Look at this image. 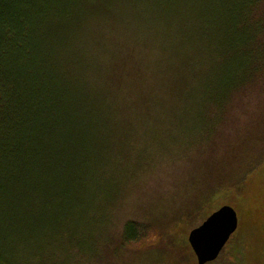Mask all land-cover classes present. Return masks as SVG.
<instances>
[{"label": "rangeland", "instance_id": "rangeland-1", "mask_svg": "<svg viewBox=\"0 0 264 264\" xmlns=\"http://www.w3.org/2000/svg\"><path fill=\"white\" fill-rule=\"evenodd\" d=\"M105 1L89 0L96 12L88 37L106 36L108 52L88 56L78 79L86 92L113 99L115 124L93 130L91 147L103 154L86 178V211L58 205L54 186L51 206L40 202L36 184L25 192L20 183V201L0 194V236L22 229L31 238L41 210L43 242L51 239L32 264H196L189 232L229 205L237 229L213 264H235V249L264 264V163L236 187L216 190L264 133V0L251 5L245 31L226 27L218 0ZM62 170L59 163L44 176L57 180ZM131 221L157 230L144 247L123 243Z\"/></svg>", "mask_w": 264, "mask_h": 264}, {"label": "trees", "instance_id": "trees-1", "mask_svg": "<svg viewBox=\"0 0 264 264\" xmlns=\"http://www.w3.org/2000/svg\"><path fill=\"white\" fill-rule=\"evenodd\" d=\"M256 1L218 0V16L221 12L227 28L245 31ZM87 7H91L89 0H0V194L9 192L20 201L19 196L33 192L36 184L43 195L39 194L40 202L55 206L51 199L55 192L48 191L54 186L62 193L57 204L80 210V216L86 211L81 210V197L91 195L92 189L86 186V178L95 176L103 154L91 147L98 139L93 130L115 124L108 112L113 99L86 92L78 79L88 56L90 60L93 55L94 61L99 52H108L106 36L96 32L88 37L96 11ZM238 45L232 41L228 47L235 50ZM247 77L240 81L243 85L250 80ZM55 145L60 146L56 154ZM249 148L240 168L216 190L236 187L244 174L264 163V133ZM59 163L63 169L59 179L45 178L44 173H51ZM40 211L42 225L31 238L22 229L0 236V264H32L31 259L41 254L51 237L43 242L47 217ZM49 219L55 221L54 216ZM151 224L127 223L123 243L135 245L149 238L157 231ZM143 243L137 247H144Z\"/></svg>", "mask_w": 264, "mask_h": 264}, {"label": "water", "instance_id": "water-1", "mask_svg": "<svg viewBox=\"0 0 264 264\" xmlns=\"http://www.w3.org/2000/svg\"><path fill=\"white\" fill-rule=\"evenodd\" d=\"M238 225L233 207L222 205L188 234V242L196 256L197 264L215 259Z\"/></svg>", "mask_w": 264, "mask_h": 264}, {"label": "flooded vegetation", "instance_id": "flooded-vegetation-1", "mask_svg": "<svg viewBox=\"0 0 264 264\" xmlns=\"http://www.w3.org/2000/svg\"><path fill=\"white\" fill-rule=\"evenodd\" d=\"M202 223V222H201ZM237 229V228H236ZM236 231V230H235ZM234 231V232H235ZM234 232L231 234V236L229 237V239H228V241L225 243V245L222 247V249H221V251L219 252V254H218V256L215 258V259H213V260H211V261H207L206 263H204V264H213V263H215V262H217L218 261V258L222 255V253L224 252V250H226V248H227V245L229 244V242H230V240L232 239V237H233V235H234ZM126 240V239H125ZM150 251H155L154 249L153 250H150ZM158 252V251H157ZM192 252H193V250H192ZM252 252L253 251H246V252H243V251H239V250H237V249H235L234 250V252H233V257L235 258V264H242L241 263V259H247V261L250 263V261H249V259L252 257ZM193 254H194V252H193ZM195 255V254H194ZM196 257V256H195ZM160 259H162V256H161V258ZM264 263V262H263ZM196 264H197V260H196ZM251 264V263H250Z\"/></svg>", "mask_w": 264, "mask_h": 264}]
</instances>
